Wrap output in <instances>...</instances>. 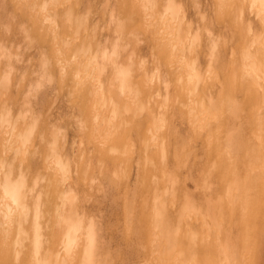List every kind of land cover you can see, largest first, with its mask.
Segmentation results:
<instances>
[{"label": "bare ground", "instance_id": "bare-ground-1", "mask_svg": "<svg viewBox=\"0 0 264 264\" xmlns=\"http://www.w3.org/2000/svg\"><path fill=\"white\" fill-rule=\"evenodd\" d=\"M103 1L99 21L113 22L115 41L112 30L104 34L90 20L86 0H0V26L13 28L10 21L25 20L19 10L27 13L47 34L61 73L84 95L90 91L88 136L96 138L84 144L118 149L108 136L117 119L113 84L126 96L124 110L137 111L145 156L136 175L148 179L140 201H128L126 217L155 240L158 260L150 264H264V0H212L229 35L215 33L203 11L193 20L185 0ZM136 19L149 27L152 72L136 51L123 56L126 62L119 58L120 40ZM9 37L0 38V264H107L101 225L81 195L89 179L83 141L80 153L69 152L63 126L42 122L43 104L34 106L42 101V81L33 82L30 69L12 58L17 44ZM49 60L42 59L40 71L52 81ZM174 101L194 121L182 141L206 153L195 174L185 166L189 142L169 155L165 130ZM134 157L121 162L130 168Z\"/></svg>", "mask_w": 264, "mask_h": 264}, {"label": "rangeland", "instance_id": "rangeland-1", "mask_svg": "<svg viewBox=\"0 0 264 264\" xmlns=\"http://www.w3.org/2000/svg\"><path fill=\"white\" fill-rule=\"evenodd\" d=\"M86 1L85 4L90 5V20L94 19L99 22L100 27L98 29L104 34L112 30V32H109L110 39L115 41L117 35L113 31V22L110 26L102 24L101 21H99V19L101 20L103 17L102 10L104 1ZM184 2H186L189 8V16L193 20L197 21V18L200 16L198 11H203L204 18L206 16L204 19L205 23L208 22L207 25L211 28L213 27L212 29L215 33L220 34L219 32H221V34H223V32H225L226 35L230 34L231 31H228L227 28L224 27V22L218 20L214 15L212 0H185ZM18 8L21 9L22 7L18 5ZM19 11L18 16L21 18L23 17L25 20L20 21L17 19L13 22H9V24L12 23L13 28L9 25H7V27L12 29L13 35H8V33L10 34L11 32L10 29L8 30L4 24H1L3 27L1 28L0 26L2 30H0V38L7 43L8 37L11 36L9 39H13V43L17 44L13 47L15 53L12 58L15 59L20 67L23 66L25 68L27 67L28 70L30 69L29 71L31 74L29 76H32L34 79L33 82L42 81L39 91V98L42 101L40 100L41 104L38 103L39 105H34L41 109L43 107L41 110L43 113L40 116L42 122L46 123L49 128H54V125L57 124L62 125L67 132V151L72 153L75 152V154L77 152L80 153L78 149L80 145L79 142L83 141L84 144L90 137L88 136L89 124L87 121L90 115L88 114V108L86 106L90 102L87 97L90 91H86L84 95L80 83L76 82L75 79L73 80L72 77L69 78L68 75H63L61 73L57 56L55 57L52 53H48L50 49L46 47L47 34L43 33L38 26L29 23L30 21L27 20V13L22 14L21 10ZM6 21L7 20L3 23ZM19 27H25L28 35L18 29ZM148 28V25H146L144 21L139 23L136 19L125 29V35L123 39L120 40L123 54L119 56V58L126 62L128 58L123 59V56L128 53L130 55L132 50L136 51L137 56L141 55L143 57L141 58L143 60L145 59L144 66H146V72H150L148 69H151L152 72L155 70L156 64L154 65L155 62L153 63L154 58L149 48L151 37L146 35ZM5 33L8 36H6ZM46 54L50 58L48 64L49 69L53 70L54 78L52 81L46 76L41 77V62L42 59L47 56ZM137 56H135V58H137ZM147 56H149V59H147ZM16 58L21 61H18ZM165 68L166 66L164 65L162 69ZM113 75L114 74H111L107 78L109 86L113 80ZM71 84H75V88H71ZM170 89L173 91L172 83L170 84ZM110 94L114 98L113 104L117 113V119L113 122V128L108 136L114 140L118 149L113 146H110L108 149L106 146H102L98 141H94V143L89 146L84 144L83 147H85V149L84 152L80 153V156L81 161H83L84 170L88 173L89 179H87V184L81 191L83 204L86 209H90L91 212H93L92 218L98 220L101 225V233L106 242L105 251L110 256V258L107 259V264H150V262L158 260L155 240L146 230L141 229L142 227L135 218L128 220L126 217V205L128 201H130L132 197L140 201L139 193L141 190V183L148 179V177H143V175L146 174L144 172L140 173V175H136V172L140 170L137 169L136 162H142L145 156L144 151H142V146L144 144L142 129L138 122V116L135 115L137 111L124 110L126 96L117 83L112 85ZM172 105L170 111L173 114L170 116V124L167 130H165V134L169 138V155L172 153L173 147L178 148L182 144L181 142H183V144L189 142V145L187 144L189 147L187 148L188 152L185 153L190 155L185 158V166H191L193 173H198V166L201 160L205 159L204 156L206 155L203 146H195L193 140H188L187 142L182 141V139L186 140L188 138L187 129L194 121L193 119L188 121L190 115L188 116L187 113L185 114V107L183 105L177 101H174ZM126 114L134 115L131 117V120H128L123 125V116ZM92 137L94 140L95 135ZM92 137H90V139ZM201 141L202 136L198 138V142L201 143ZM152 153H154L153 155L156 157L160 151L154 148ZM128 155L135 156L131 159L132 164L130 168L125 167L123 165L124 163L121 162L122 159ZM41 168H44V164H41ZM45 176L46 174L39 180V188L42 190V195H44L45 191V179L43 178ZM127 181L129 182L127 183ZM189 184L193 185L190 181ZM200 204L203 203L200 201ZM138 206H141V203H137L136 207ZM159 262H161V264L163 263L161 260H159Z\"/></svg>", "mask_w": 264, "mask_h": 264}]
</instances>
